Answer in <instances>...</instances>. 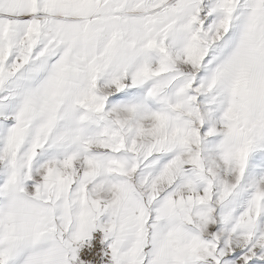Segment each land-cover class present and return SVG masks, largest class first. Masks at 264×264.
I'll list each match as a JSON object with an SVG mask.
<instances>
[{
    "label": "snow or ice",
    "instance_id": "6c2138e0",
    "mask_svg": "<svg viewBox=\"0 0 264 264\" xmlns=\"http://www.w3.org/2000/svg\"><path fill=\"white\" fill-rule=\"evenodd\" d=\"M0 264H264V0H0Z\"/></svg>",
    "mask_w": 264,
    "mask_h": 264
}]
</instances>
